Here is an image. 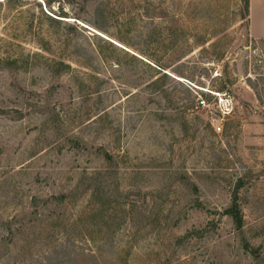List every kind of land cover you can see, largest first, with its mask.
Instances as JSON below:
<instances>
[{
    "label": "rangeland",
    "instance_id": "obj_1",
    "mask_svg": "<svg viewBox=\"0 0 264 264\" xmlns=\"http://www.w3.org/2000/svg\"><path fill=\"white\" fill-rule=\"evenodd\" d=\"M0 264H264L245 0H0Z\"/></svg>",
    "mask_w": 264,
    "mask_h": 264
},
{
    "label": "trees",
    "instance_id": "obj_2",
    "mask_svg": "<svg viewBox=\"0 0 264 264\" xmlns=\"http://www.w3.org/2000/svg\"><path fill=\"white\" fill-rule=\"evenodd\" d=\"M102 5L104 6V3ZM245 8H246L247 14L249 16L250 15V0H245ZM162 20L167 22L166 30H168V33L166 35V39L165 40H168L169 42L171 41V42H173L172 44L175 45L176 43H175V41H173L174 37L176 35L174 27H175L176 23L179 24V23L183 22V20L182 19L179 20L174 15L173 16H171V15L163 16ZM171 25H172V28H171ZM119 42L124 44V45H126L125 42L122 39H120ZM122 51L124 53H126V55H128L129 57L133 58L134 60H137V61H140V62L144 63L143 60H140L136 56H130V54L128 52H126L125 50H122ZM180 56H181V54H180ZM158 67H160V66H158ZM160 68H162V66ZM106 158L109 159V160L113 159L112 155H110L109 153L106 154ZM239 190H240V187L238 186V188L235 190V193H234V196H233L232 206L225 212V214L229 215L230 217H232V219H233V221H234V223H235V225L237 227V230L238 231H242L244 229V227H245V216H244L243 210L241 208V204H240V199L241 198H240ZM244 247H245V249L247 251H251V252L255 253L254 249L249 244H246Z\"/></svg>",
    "mask_w": 264,
    "mask_h": 264
},
{
    "label": "crops",
    "instance_id": "obj_3",
    "mask_svg": "<svg viewBox=\"0 0 264 264\" xmlns=\"http://www.w3.org/2000/svg\"><path fill=\"white\" fill-rule=\"evenodd\" d=\"M249 33L253 40L264 41V0H250Z\"/></svg>",
    "mask_w": 264,
    "mask_h": 264
},
{
    "label": "built area",
    "instance_id": "obj_4",
    "mask_svg": "<svg viewBox=\"0 0 264 264\" xmlns=\"http://www.w3.org/2000/svg\"><path fill=\"white\" fill-rule=\"evenodd\" d=\"M204 103H205L204 101L201 102L202 105H204Z\"/></svg>",
    "mask_w": 264,
    "mask_h": 264
}]
</instances>
